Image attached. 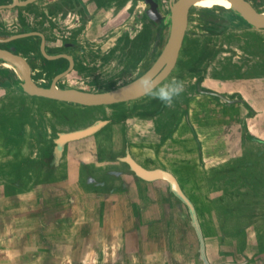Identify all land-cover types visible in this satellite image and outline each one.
Returning a JSON list of instances; mask_svg holds the SVG:
<instances>
[{"label":"rangeland","instance_id":"1","mask_svg":"<svg viewBox=\"0 0 264 264\" xmlns=\"http://www.w3.org/2000/svg\"><path fill=\"white\" fill-rule=\"evenodd\" d=\"M202 8L195 6L190 8L185 30L186 41L193 38L198 45L203 43H200L203 38L199 37L205 31L206 16L200 12ZM210 9L214 8L210 7ZM230 30L224 33L216 32L213 37L203 39V44L213 51L217 50V54L213 59L208 57L200 63L199 69L208 67L207 70L211 73L218 70L215 61L227 60L239 65L241 69H248L249 64L256 62V56L259 58L264 56V29L232 27ZM149 36V44L154 46V55H156L165 39L166 30L154 34V43L153 34ZM251 37L260 39V44L257 39L253 42L251 40L250 43L248 38ZM143 40L144 34L141 33L132 42L133 54L141 50L144 52ZM186 41L181 44L175 68L164 82L167 83L180 74V80L184 83V91L175 98L171 107L164 110L165 114H169L168 110L171 111L170 118L161 124V127L168 124L172 126L178 121L171 134L173 138L170 139V143L167 140L158 143L157 138L153 136L154 141L148 143L150 148L148 155L141 152L142 155L135 152L134 154L142 160L139 161L140 164L162 166L169 169L176 177L180 188L195 208L204 240L205 254L210 264L223 262L264 264V252L258 257L253 255L254 228L259 227L263 231L264 226L260 227L259 224L264 219L259 218L255 209L257 213L253 220L251 219L252 223L244 227L246 243L244 252H237L235 239L223 233L219 226L220 216L212 210V201L223 194L222 190L215 189L218 186L220 188L226 186L214 180L216 177L211 179L212 181L205 177H210L211 173L216 176L212 171L218 170L220 164L228 162L232 165L233 160L243 155L245 157L257 155L258 164L264 163L263 146L256 145L252 148L249 145H253L254 142L251 143L241 136L239 138L238 135L240 130L238 120L245 118L248 132L258 140H264V112L261 110V115H257L258 109L250 110L249 115L245 105L238 101H235L236 104L226 106L222 103L224 100L219 97L194 93L191 83L195 73L189 75L190 70L184 66L187 61L183 62L181 59L186 54L197 53V50ZM249 49L254 52L249 53L247 51ZM141 64L144 63L140 60L138 67L143 68ZM112 75L110 74L106 79L110 80ZM127 76L124 74L121 80H125ZM262 77H241L236 82H232L227 78L222 81L218 80L220 79L218 77L207 75L204 76L203 84L226 98H240L242 102L245 101L239 92H242L246 86L244 91L247 93L246 96H254V105H260L264 110V77ZM106 79L102 80L99 76L97 82L95 81L98 83V86H94L95 89L103 87ZM118 80L119 77L113 82L118 83ZM250 88H254L252 92L247 91ZM180 98L186 101L178 104ZM32 103L55 110L60 121L67 125L69 130L89 126L96 118L109 114L116 108V106L102 107L101 111L100 106H83L45 98H35ZM119 108L121 109V106ZM47 115L46 112L42 114L45 121L44 128H48L51 117ZM18 124L19 122L15 120L9 129L5 130L13 133ZM128 125L130 126L129 123ZM170 127L165 128L167 134H170ZM50 131L53 133L52 129ZM102 131L105 129H100L95 134L96 145L97 134ZM136 132L134 133L137 134ZM4 137L0 135V144L6 142ZM44 141L46 142V139L43 137L42 148L48 146ZM81 141H87V138ZM27 142L31 145L19 144L20 155L40 158L34 153L35 147H38L37 142L34 139H27ZM67 145L71 148L81 146L73 142L69 144L67 142ZM143 146H146V137ZM17 147L15 146V150ZM4 153L5 150L0 145V161L10 160L11 156ZM64 153L60 156L59 162H55L57 167L53 163L52 167L55 171L60 168V163L66 165L67 154ZM16 155L18 158L19 153ZM42 163L43 161L40 165ZM71 165L66 166L68 179L65 177L63 180L35 183L32 186L33 193L29 192L31 195L27 193L25 199L26 194L4 197L0 189V264H201L197 253V239L187 209L170 192L163 180L154 181L144 187L143 196L145 194L146 197L144 196L141 201L140 197L138 199L137 197L143 189L136 187L130 191L121 190L118 194L112 189L111 192L106 193L108 201L105 202L102 198L98 199L95 194L85 193L75 187L72 189L67 187L69 181L72 182V176L75 181L80 168ZM137 180L136 178L135 181ZM240 182L239 179L234 180L233 189H230V186L226 187L230 192L233 191V196L236 197L232 202H238L241 197L236 196L235 193L236 188L238 186L240 188ZM223 197L225 199V195ZM165 217H168L166 222L163 221ZM126 229L134 230L136 235L131 237V234L129 238L126 236ZM129 240L132 241L130 245Z\"/></svg>","mask_w":264,"mask_h":264},{"label":"flooded vegetation","instance_id":"2","mask_svg":"<svg viewBox=\"0 0 264 264\" xmlns=\"http://www.w3.org/2000/svg\"><path fill=\"white\" fill-rule=\"evenodd\" d=\"M150 1L153 2L156 11L160 15V19L157 21L150 19L145 13L149 4L144 0H0V50L7 51L23 58L29 65L30 75L33 81L40 86H49L52 78L56 74L69 67L64 75L56 79L54 82L55 86L61 88L73 87L80 90L91 91L95 89L94 86H98L96 82L99 76L103 80L110 74H113L112 77L109 78L110 80H104L106 86H111L112 88L129 82L140 75L151 65L163 45H161L157 54L154 55V46H150V40L148 39L150 37L149 35L153 34L154 43V34L157 35L158 32L161 33L163 31L164 23L162 21L165 13L168 11L169 1ZM246 1L258 10H264V0ZM192 7L193 5L190 8ZM212 7L214 9L208 8V11L200 9V12L206 16L205 19L207 23L204 25L205 31L203 35L199 38H211L216 32L224 33L231 31L230 29L236 21L242 24L228 8L220 5H214ZM162 11L164 14L161 15L160 13ZM141 33L144 34L142 45L144 52H141V50L139 53L133 54L131 47L133 44L132 42ZM185 39L184 34L182 43ZM203 39L200 40V43H204ZM203 43L201 45L199 44V49L200 47L205 48L203 47ZM206 48L209 49L208 47ZM41 49H43L46 54L54 57H45ZM216 54L217 52L215 55ZM215 55L213 56L215 57ZM141 56L142 58H140ZM139 58L141 63H144L143 65L141 64L143 68L138 67L140 62ZM178 59L179 56L173 69ZM211 59H213V57ZM216 62L217 61H215L214 64H216ZM207 69L208 67H201L198 73L192 76L193 82L191 85L196 94L206 95L197 91L195 87L196 84L202 89H210L203 84L204 76H212V72L209 73ZM171 71L158 84L161 85L167 81ZM124 74L128 76L125 80H121ZM176 76L178 79L181 78L180 74ZM118 77L119 84L117 81L113 82V80ZM17 82L18 77L13 67L6 60L0 58V135L5 136L4 138L6 139V142H1L0 145H2L5 150L4 154L8 153L11 156V161L14 153H19V156H22L20 155L21 147L19 144L24 143L27 144V146L31 145L30 143L28 144L27 139H34L37 142L38 147H35L34 151V153L37 154L42 151L44 137L47 144L51 143V150L54 156L53 163L57 167V163L55 162H59L58 160L65 150V153H68L67 142L69 143L71 140L63 142L57 147L54 139L57 137L58 133L70 130L67 128V125L60 121L55 110L32 103L33 99H35L33 98L34 95H28L20 88L16 87ZM206 96L215 97L213 95ZM234 100L238 101V103H242L240 98H234ZM185 101L186 99L180 98L178 104L180 102L184 103ZM235 101L226 102L224 100V104H226V106H231L236 104ZM156 105H162L160 107L162 109L160 110L159 108L160 112L159 110L156 112ZM111 106H116V108L109 114H105L102 117L99 116L100 118H96L93 123L89 124L90 126L98 121H103V124L96 131L87 136H95L100 129H104L113 123H121V125H123L125 119L132 116L140 119H150L153 121L156 131L162 132L161 124L166 122L171 115L170 110H168L170 115L164 112L165 108H168V106L160 100L148 98L146 95L128 101L102 105V107L109 108H111ZM120 106L121 109L119 108ZM102 107L100 108L101 111ZM44 112L48 114L47 116H51L48 122V128H44L45 121H43L44 117H42ZM123 114L126 115L123 116ZM11 117L17 118L15 120L19 122L18 145H15L14 141L11 140V137H14L12 131L9 133L6 131L15 121L12 120ZM238 122L241 123L239 120ZM238 127L240 128L238 132L240 138V136L242 137L241 124H239ZM50 129H52L53 133H50ZM167 129L166 131L164 130V133H161L163 136L161 140L165 139ZM170 129L171 127L169 128L171 133L172 130ZM5 144L7 147L4 146ZM124 144H126V141ZM15 146H18L17 150H15ZM124 149L122 156L125 155ZM124 164L126 166H123L124 172L122 175H130L133 178V182H125V187L131 186L136 178L139 180L136 181V183H140V180L146 182L134 175L126 162H124ZM142 167H158L171 172L169 169L162 166ZM63 168L65 178L67 177L68 169L64 165ZM113 173H115L116 176L121 174L120 171ZM158 180L160 179L147 182L153 183ZM164 182L168 186V183L166 181ZM95 183L105 184L103 181H97ZM168 189L170 190L169 186Z\"/></svg>","mask_w":264,"mask_h":264},{"label":"trees","instance_id":"3","mask_svg":"<svg viewBox=\"0 0 264 264\" xmlns=\"http://www.w3.org/2000/svg\"><path fill=\"white\" fill-rule=\"evenodd\" d=\"M202 9L208 11L207 10L208 8H202ZM205 23H207L206 19H205ZM166 27L167 26L164 23L163 28L165 30ZM248 39H250L249 41L250 43L251 40L253 42L255 39L258 40L256 41L259 44L261 42V40L256 37L255 38L251 37ZM191 40L187 39L186 41L185 39L186 43L188 42L187 43L188 45H191L196 48L197 53L192 55L186 54L184 55L183 59H181L183 62L187 61V63H185L184 66H187L188 69L190 70L189 75L193 73H198L200 63L205 61L208 57H210L211 59L213 55H215V53L217 52V50L213 51V49H211L210 51V49H207L206 45L204 44L203 47L205 48L200 47L199 49L198 47L199 45L197 44L195 39L191 38ZM259 48L261 47H258V49ZM247 51L251 54L254 52L251 49ZM256 57H257L256 62H254L253 64H249L248 69L247 68L241 69L239 65L232 63L229 60H227L226 62H222V61L216 62L215 66L218 68V70H214L211 75L212 77H216V78L218 77L220 79H226V78L231 79V78H241V77H251V78L262 77L264 76V56H261L260 58L259 56ZM108 88H111V86L103 85V87L101 88L99 87L94 90L96 91V90H102ZM33 98L44 99L42 97H37V96L36 97L34 96ZM214 98H216V96ZM242 104H244L245 107L248 109L250 115L251 108L247 105L246 102H242ZM161 106L156 105V112H158ZM101 107L102 105L100 106V108ZM161 109L162 108H160V110ZM124 115L126 114H123V116ZM11 119L14 120L17 118L11 117ZM240 119L239 121L241 122L240 124L242 127L241 130L242 137L251 143L254 142L253 145H249V146L253 148V146L257 145L260 147L263 146L264 148V140H258V138L251 135L246 129L243 118ZM13 134L14 137H11V140L18 143L19 124L16 130L13 132ZM44 143L46 142L44 141ZM47 145L48 146L42 148L41 152L37 153L40 158L37 157L33 158L31 156L23 157L19 155L17 158L16 153H14V155L12 156V161L4 160L0 162V189L4 197L21 195L29 191L35 183L57 181L64 178L65 172L62 163L59 164L60 168L58 170L55 171V168L53 169L52 166H53L54 156L52 154L51 147H49L50 144ZM4 146L7 147L6 144ZM248 151H250V148H248ZM42 161L43 163L41 164L42 165L41 166L40 163ZM258 161L259 159L257 155H253V156L249 155L248 157H245V155H243V157H238V159L236 158L235 161L233 160L232 165H230L228 162L224 164L222 163L218 170L212 171L214 174H216V176L213 175L212 173L210 177L205 176L206 179L210 181H212L211 179H214L216 177L214 180L221 182L223 186L226 187L230 186V189L234 188V184H232L234 180L235 181L237 179L241 180L240 188H238L239 187L238 186L235 190L236 196H241L239 197L238 200L239 203L232 202V200L236 199V197L233 196L232 190H231L232 192H230L229 190H227L226 187L220 188V186H218L215 190H219V191L222 190L221 193L223 192V194L221 196H218L217 198H215V200L212 201V210L215 211V213L220 216L219 226L221 230L225 235H228L229 237L235 239L234 241H236L235 242L236 251L240 253H243L246 247L244 227L252 223L253 217L257 212L259 214V218L264 219V163L258 164L259 163ZM97 170H100V172L98 173ZM105 174H106L105 166H98V167L80 166L78 170V176L76 179V185L80 187L81 190H83L85 193L88 194L97 195L99 193L103 194V193L111 192L113 188L111 189L110 186L95 183L97 181H102V180L105 181L111 179L110 176ZM171 193L175 195L174 192L171 191ZM224 195H225V199L223 197ZM139 200L141 201L142 198L140 197ZM255 209H257V212H255ZM263 222L259 224L260 227L264 226ZM127 233L126 236L128 237L131 234H132L131 237H134V235H136V233L133 232H127ZM254 233H255L254 234L255 243H254L253 255L254 257H258L264 252V229L263 231H261L259 227L257 228L255 227ZM130 242L132 243V241L129 240V245L131 244Z\"/></svg>","mask_w":264,"mask_h":264},{"label":"water","instance_id":"4","mask_svg":"<svg viewBox=\"0 0 264 264\" xmlns=\"http://www.w3.org/2000/svg\"><path fill=\"white\" fill-rule=\"evenodd\" d=\"M29 1V0H27ZM148 2L149 7L145 11L147 16L152 20H159L160 15L155 9V5L150 0H144ZM168 11L163 17V23L166 24V36L164 43L154 59L151 65L146 68L140 75H138L133 80L126 82L124 84L108 88L105 90L89 91L80 90L73 87H57L54 82L56 79L64 75L68 69L66 68L62 72L56 74L49 86L43 87L36 84L31 75L28 63L21 57L11 54L7 51L0 50V58L6 60L15 70L18 82L16 87L20 88L23 92L28 95L41 96L49 98L56 101L67 102L83 106H100V105H110L118 102L128 101L131 99L143 96L142 90L138 85L139 79L144 75H151L156 78L157 84L160 83L173 69L176 60L178 58V53L182 44V39L185 34L187 26V18L189 8L193 5L196 0H168ZM232 3L231 10L233 14L242 21V24L235 22L234 28L251 27L255 29H264V11L258 10L253 5H251L246 0H229ZM43 55L47 58H53L54 56L48 55L41 49ZM71 63V62H70ZM196 89L200 93L206 95L217 96L226 102H233L234 99H227L221 93L216 92L211 89H202L196 84ZM103 121H98L90 126L82 129L70 130L67 132L58 133L57 137L54 139L55 144L58 146L61 143L82 138L90 135L96 131ZM121 160L126 162L130 170L138 178L151 181V180H164L168 183V186L172 192L178 197V199L186 207L191 224L194 229V233L197 239V253L201 264H210L207 260L205 254V245L203 236L201 233V228L195 208L190 201V199L184 194L180 188L177 180L171 172L162 168H145L134 161L128 153L121 157ZM220 264H229L228 262H223ZM231 264H241V263H231Z\"/></svg>","mask_w":264,"mask_h":264},{"label":"crops","instance_id":"5","mask_svg":"<svg viewBox=\"0 0 264 264\" xmlns=\"http://www.w3.org/2000/svg\"><path fill=\"white\" fill-rule=\"evenodd\" d=\"M251 78V77H249ZM222 80L223 79H219ZM229 81L232 82H236L237 80H239V78H231L228 79ZM239 84V83H237ZM247 87L244 86L243 91L239 92L241 93L242 99L243 101H245L248 106L251 108V110H257V115H261V110L264 112L263 107L260 105H254L255 103V98L254 96L252 97H247L244 91ZM254 88H250L247 91L248 92H252ZM259 107V108H256ZM264 116V113H263ZM245 119V118H244ZM246 121V119H245ZM178 123V121H176ZM176 122H174V124L171 126L173 131V128L175 127V125L177 124ZM128 123L130 124V126L128 125ZM165 123V122H163ZM130 127L135 128L134 130H131ZM166 127H169V124L166 126H162V132L164 133V130ZM105 131H103L101 134L97 135V140H98V144H95V137L96 136H85L82 138H78V139H74L71 140V142L69 143H74V144H80V147L77 148H71L70 146L67 145L68 148V153L66 156V165L65 166H105L106 168V174L111 177V179L105 180L103 181L105 184L103 185H107L110 186V188L112 189H116L115 190V194H118L121 192V190H132L133 188L135 189L136 187H141L142 192L140 194V196L142 199H144L146 196L144 194L143 196V191H144V187H147V185L149 184L147 181H141L140 183H136V181L134 180V183L129 186V187H125L124 184L125 182H133V178L130 175H122V173L124 172L123 166H126L124 164V162L121 160V157L123 155V149H124V154L128 153L130 155V157L136 161L138 164L139 161H142L141 159H139L137 157V155L134 154L138 153L139 155H142L144 153H146V155H148V152L150 150L148 143L151 141H154V137L157 138V142L158 143H164L165 140H167L170 143V139L173 138V136L171 135L172 132L170 134H166L165 135V139L163 141H161L162 139V135H161V131H156V129L154 128V123L153 121H151L150 119H140L138 117L132 116V117H128L127 119H125V121L123 122V125H121V123H113L112 125L105 127L104 128ZM110 129V130H109ZM109 130V131H108ZM137 130V132L135 131ZM263 130V129H262ZM250 131V130H249ZM134 132H136L137 134H135ZM101 135V137H100ZM137 135V136H136ZM154 136V137H153ZM100 137V139H99ZM146 137V146H143V140H145ZM87 138V141H81V140H85ZM102 140V141H101ZM126 141V144H124V142ZM68 143V144H69ZM229 151V150H228ZM140 152L142 154H140ZM65 160V158H64ZM144 162V161H143ZM141 166H144L142 164H140ZM219 165V164H218ZM221 165V164H220ZM147 166H155V165H148ZM215 166V165H214ZM116 171H120L121 174L119 176H116L115 173ZM97 172L99 173L100 170H97ZM78 175V173H77ZM68 173H67V179H68ZM76 179L77 176L74 178L72 176V182L69 181L68 183V188L72 189V187L77 188V190H81L80 187H78L76 185ZM101 181V182H102ZM138 181V180H137ZM42 188V186H40ZM33 188H31L29 191L21 194L22 196H24V194H26V196H24V199L27 197L28 194H30L29 192L33 193ZM47 190V189H45ZM28 193V194H27ZM31 195V194H30ZM12 197V196H10ZM98 199L102 198L103 201H108V197L106 193H99L97 194ZM137 197V199H138ZM38 200H40V197L38 198ZM168 219V217L164 218V222H166ZM133 229V228H132ZM132 229H126L127 232H130V230ZM136 230V228H135ZM132 232L134 233V230H132Z\"/></svg>","mask_w":264,"mask_h":264},{"label":"clouds","instance_id":"6","mask_svg":"<svg viewBox=\"0 0 264 264\" xmlns=\"http://www.w3.org/2000/svg\"><path fill=\"white\" fill-rule=\"evenodd\" d=\"M138 85L144 95L158 99L168 107H171L175 98L184 91L183 81L176 77L160 85L157 84L155 77L146 74L139 79Z\"/></svg>","mask_w":264,"mask_h":264},{"label":"bare ground","instance_id":"7","mask_svg":"<svg viewBox=\"0 0 264 264\" xmlns=\"http://www.w3.org/2000/svg\"><path fill=\"white\" fill-rule=\"evenodd\" d=\"M214 5H220V6H223L225 8H228V9L232 8V6H233L232 3L229 0H196L193 3V6H195V7L210 8V7L214 6ZM1 59H3V58H1ZM18 78H20L19 74H18Z\"/></svg>","mask_w":264,"mask_h":264}]
</instances>
